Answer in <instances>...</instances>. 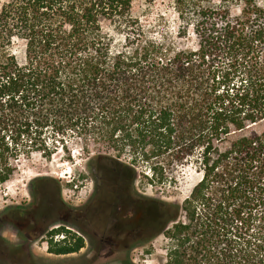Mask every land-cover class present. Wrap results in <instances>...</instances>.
Instances as JSON below:
<instances>
[{
  "label": "trees",
  "instance_id": "1",
  "mask_svg": "<svg viewBox=\"0 0 264 264\" xmlns=\"http://www.w3.org/2000/svg\"><path fill=\"white\" fill-rule=\"evenodd\" d=\"M170 3L177 24H143L133 0H0V189L76 138L116 152L89 159L104 177L165 158L175 180L201 174L183 204L156 201L166 264H264V0ZM34 182L39 213L58 211Z\"/></svg>",
  "mask_w": 264,
  "mask_h": 264
},
{
  "label": "rangeland",
  "instance_id": "2",
  "mask_svg": "<svg viewBox=\"0 0 264 264\" xmlns=\"http://www.w3.org/2000/svg\"><path fill=\"white\" fill-rule=\"evenodd\" d=\"M170 1L157 0L155 4H149L146 0H133L132 12L143 24H152L157 21L159 13H164L160 15H163L168 23L174 20V24H177ZM222 1L224 0H213V3L219 4ZM232 13H239V7H233ZM192 42L190 40L188 44L193 45ZM70 148L71 152L60 150L50 161L43 159L39 154L30 159H23L13 180L0 189V239L4 240H0V264H166L168 253L174 245V241L167 234L173 227V223L167 224L164 232L154 234L146 238L143 243L128 248L125 254L118 255L120 259L123 257L122 260L118 258V261L115 260L116 258L103 262L92 260L90 258L94 252L92 245H86L82 252L71 256L50 254L49 248L52 244H71L74 242V236L77 235L75 224L63 220L56 219L47 225L49 232L64 229L57 235L51 237L49 232H46L31 246L27 243L25 220L22 224L18 223L14 226L11 210L14 207L23 210L29 207L28 203L36 194L35 189L38 185L34 181L39 178L51 179L49 185L53 193L62 198L69 207L74 209V212L76 208L83 212L86 207L85 200L93 192L96 182L95 165L89 163L90 157L99 154H116L105 145H95L93 140H90L89 149H87L78 138L71 143ZM131 159V152H124L122 160L130 162ZM155 165L164 168L166 178L161 182L154 175ZM131 168L132 187L137 194L151 204L152 213H155L156 201L183 204L191 189L201 179L200 173H197L193 167L186 166L180 169L185 170L184 176L175 180L173 177L176 174L165 158H154L149 162L138 160L136 164L131 165ZM65 212L66 210L59 211L60 218L66 214ZM180 220L187 221L183 212Z\"/></svg>",
  "mask_w": 264,
  "mask_h": 264
},
{
  "label": "flooded vegetation",
  "instance_id": "3",
  "mask_svg": "<svg viewBox=\"0 0 264 264\" xmlns=\"http://www.w3.org/2000/svg\"><path fill=\"white\" fill-rule=\"evenodd\" d=\"M95 174L96 182L93 192L86 198V207L83 212L77 208L74 212V209L69 207L62 198L51 195L45 203L57 208L58 211L40 214L38 208L42 205V198L39 194H34L26 210L18 207L11 210L14 226L18 223L22 224L25 220L27 243L30 246L37 241L36 239L49 232L47 225L56 219L75 224L77 235L74 239L81 246L76 251L66 254L49 252L55 256L78 254L85 249L86 245H92L94 247L90 257L92 260L99 262L114 258L117 260L120 259L121 254L127 252L128 248L137 246L146 238L157 234L165 219L156 207L155 213H152L151 204L134 191L132 177L127 174L104 177L98 167H95ZM64 210L66 214L60 218L59 211ZM58 230L60 229L51 230L49 235L51 237L57 235ZM66 232L71 234L69 231Z\"/></svg>",
  "mask_w": 264,
  "mask_h": 264
}]
</instances>
